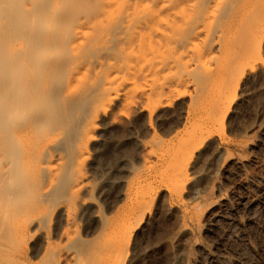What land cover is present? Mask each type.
<instances>
[{
    "label": "rangeland",
    "instance_id": "1",
    "mask_svg": "<svg viewBox=\"0 0 264 264\" xmlns=\"http://www.w3.org/2000/svg\"><path fill=\"white\" fill-rule=\"evenodd\" d=\"M64 1L63 11L74 5L71 11H79L78 21L86 22L93 39L73 40L67 52L42 41L60 55L47 62L42 83L57 105L59 121L51 118L49 125L61 122L53 147L61 160L38 157L59 173L57 188L42 204L63 207L53 220L62 227L52 247L77 240L82 249H93L85 250L93 253L90 264L111 258L106 262L114 264L121 240L129 251L119 259L130 253L127 264H264V0H190L181 5L189 23L179 16L177 23H185L172 33L185 38L184 47L173 43L154 51L141 46L134 27L156 13L173 16L178 8L168 9L171 0ZM41 2L22 0L21 6L35 10ZM200 19L198 36L193 27ZM78 21L59 24L68 34ZM147 32L143 28L141 36ZM14 39L29 41L24 34ZM25 66L20 75L38 74ZM39 159L32 199L51 185ZM34 224L27 264L41 263L44 254ZM80 255L85 264L86 254Z\"/></svg>",
    "mask_w": 264,
    "mask_h": 264
},
{
    "label": "bare ground",
    "instance_id": "2",
    "mask_svg": "<svg viewBox=\"0 0 264 264\" xmlns=\"http://www.w3.org/2000/svg\"><path fill=\"white\" fill-rule=\"evenodd\" d=\"M6 1L7 2H5L4 0L3 2V0H0V8H2L1 6L5 7L4 15H2L4 19L0 21V264H27L28 261H27V255H26V252H27L26 248L29 247L28 238L30 237L29 236L30 234H29L28 228L31 223L36 224L35 232L39 231L42 234L41 236H43L41 237L42 244L40 242L39 243L41 244L40 249L41 250L45 249V250L41 251L44 254L41 255L42 256V258L40 257L41 263L39 264H62L64 263L62 261L65 260V258L66 259L69 258L70 259L69 261L74 262V263L72 262L71 264H81L80 263L82 262V255H80L81 253H83V255L85 254L87 255V256L85 255L86 259L83 257L84 258L83 261L85 260V264L87 261H88L87 263L90 264L95 261V260L94 261L90 260L91 259L90 256L93 255V253L92 254L90 253L93 252V249L92 251L87 250L88 248L85 249L87 250V252L88 251L90 252L89 253L90 255L88 256V253L87 252L85 253V250L82 249V247L78 246L80 244L77 243L78 242L77 240L70 241V243H68L70 246L67 244L68 245V247L66 246L67 248L65 247V248L58 249V248L52 247V244L54 243L53 239L55 236L58 235L59 229H60L59 227L61 226V224L59 226V224L57 222L55 223L53 220H55L57 217L59 218L60 215L57 217H55V215L56 213L60 214L61 208L63 207L56 204L58 202H54L56 205H53L50 208H46V207L44 208L43 205H45L46 201L44 200V198L45 197L47 198L46 195L47 193H49L48 191L53 189V187L54 189L55 187L57 188L58 183L56 182V179L58 178L55 179L56 186H54L53 183H54V178L58 177L59 173L58 172L56 173L58 175L57 176L55 172L58 169L57 170L56 168L52 169V167L54 166L50 167L48 166L49 164L47 166L43 165L42 162H40L39 158L44 159L43 157L45 156L48 157V155L50 157L51 155V158L54 157L55 159L56 157V161L61 160L60 154L55 153V150H53V147L55 146V144H57L56 142L60 134V123L61 122L56 123L53 127L52 125H49L51 118L54 119L55 122L57 120L59 121L58 118H55L57 117V115H55L56 111L54 109L57 108L56 107L57 105L55 106V108L52 107L54 106L52 104H55L56 102L55 103L50 102L52 98L50 97V94L44 88V84L42 83L43 73L47 69V62H50L51 60L53 61L58 60L60 55H58V53H54V51L48 52V50H45V47L43 46L42 41L46 39L45 42L47 41V43L58 47V49L60 48L59 51L63 50L64 48L67 52V49H71V46L69 47V42L73 40H80L83 38L84 39L88 38L86 41L91 42V40L93 39L92 38L93 35H90L91 33H88L85 31V28H86L84 27V25L86 24L85 21H80V20L78 21L79 16H77V14L79 11L77 13L74 10L73 11L75 13L71 11L74 7L73 5L74 3H71V5H73L72 9L70 6L69 12L68 11L66 12V11H63L64 4L62 3H65V1L63 2V0L62 1L56 0L53 4H51L50 0H42V2L39 3L40 5H38L35 10H30V9L25 10L26 7L24 8L23 5L21 6L22 0H9V1L6 0ZM171 1L170 3L174 4ZM188 1L190 0L178 1V3L175 4L174 6H171L172 4H170L168 8L169 10L170 9L177 10V8L179 10L181 8L183 11H181V9L180 11L178 10L176 12L174 11L175 13L174 12H173L174 14L172 13L173 16L170 15L171 13L169 12V14L167 15L169 19L167 17H165L167 19H165L164 17H161L160 14L156 15L157 14L156 13L155 15L153 14L154 16L152 15L151 19H148L147 21L145 20L143 24L142 22H140L141 24H138L136 27H134L135 28L134 32L136 31V33H140L141 46L142 47L144 46L143 48L148 46L147 49L148 50L151 49V51H154L160 45L161 47L165 46L167 48L168 46L166 45L168 44H171L174 47H176L177 45L181 46L180 48L182 49L184 47V46L182 47L183 44L181 40L183 37L179 36L180 38L178 39V37L175 36L177 37V39L176 38L174 39L173 36L176 34H174L173 30L176 29L175 27L179 28V25L181 26V24L184 22L182 20L187 19L185 16H183L184 19H182L183 17L181 16L184 10L186 9L185 7H187L186 4H188ZM19 5L23 7V9L20 8ZM181 5L182 6L184 5L185 7L182 8ZM184 13H186V10ZM169 16H172L173 19L170 18ZM22 17L26 19L24 21L23 20L20 21L19 19ZM178 17H179V20L182 19L181 24L177 23L179 21V20L177 21ZM205 18L207 19V17ZM205 18L203 19L204 21L206 20ZM66 19L68 20V23L63 22ZM60 21L64 25L73 23L74 21L75 22L78 21V27L71 24L72 29H70V33L68 32L69 34L68 35L66 34L65 27L61 25L62 23ZM55 22L56 24L57 22L58 24L61 23L59 24L60 26L57 29L55 28ZM200 23H201V19L199 23H197V25L193 27L195 28L196 34H198V36H199L200 31L203 29L200 27V25L203 26L204 22L201 24ZM162 24H163V27L161 26ZM172 26H174V29L172 28ZM60 27H62V29ZM128 28H130L129 25H128ZM143 28H146L148 31L145 36H141V31ZM169 28H170V31H169L170 33L167 34V31L169 30ZM132 29H131V32L133 31ZM187 29L188 28H186V30ZM189 29L192 30L191 26ZM195 31H192V33L193 32L195 33ZM23 34L28 36L29 41L26 43H22V44L20 42L17 43L14 37H16V35H23ZM151 34L153 36L157 34L158 38L156 37L157 39H155V36L153 38ZM169 34L170 35L172 34L171 37L168 36ZM188 34H189V31H188ZM181 35L184 36V34L182 33ZM90 36H91V40H89ZM133 36H135V33L133 34ZM146 36H148L149 38L147 39ZM151 36L153 39L151 38ZM159 37L161 39V42H160ZM183 39L185 40V38ZM157 40L160 42V44L158 45L156 44L158 43ZM186 41L184 42L186 43ZM162 42H164L163 43L164 45L162 44ZM73 48H75V46H73ZM75 54L76 53H72L74 57H75ZM95 62L101 63V60L97 59V61ZM25 65H28L30 67L34 66L36 69L38 68L37 73L39 75L38 74L35 76L34 75L27 76V74L25 75L24 74L25 72L23 71L25 70V67H27ZM19 67L24 68L22 70L24 72V73L22 72L23 75L22 74L20 75L19 70L22 68L19 69ZM27 69H29V67ZM52 101L54 100L52 99ZM43 143L50 145L49 148H46L48 146L45 147L44 145H42ZM41 145L44 146L45 148L41 147ZM55 148L57 147L55 146ZM38 159H39V162L41 163L39 164L40 166H38V168L40 167L41 170H46V172L48 171L50 173L49 174L47 172L51 177L50 178L51 185L49 183L50 185L49 189L47 188L46 191H44L43 193L38 194L37 192V194H35L33 191V194L38 195V196L34 198L35 196L31 194L32 196H34L33 197L34 199H32L28 192H30L31 190L30 188L33 185V183H35L36 185V182H37L35 179H33L35 180L34 182H31V179L33 178L35 174L36 175L39 174V173L38 174L34 173V175H32L33 170L35 171L36 169L34 166H37L36 164L38 163L37 161ZM43 163H44V160H43ZM42 175H43V172H42ZM46 176L47 174L45 175V177ZM43 187L44 186H42V190H44ZM74 192L72 194H74ZM27 194H29V198H31L30 199L31 201L26 199L25 196H28ZM24 197L28 201H25V199H23ZM43 201H44V204H43ZM81 208H84V207H81ZM24 214H26L25 216H27L28 214L27 223H23L20 220ZM125 226L128 227V225H125ZM129 238L126 239V242H129L127 241ZM71 242L72 243L74 242L76 244L73 245L74 244L73 243L71 245ZM120 242H121V245H118ZM120 242H118L117 244L115 242V244L117 245L116 246L114 244L116 246V249L114 248L115 246L112 248L113 249L112 254H114V249L116 250L115 255H114V264L116 263L115 262L116 260L117 261L120 260L118 262L119 264H125L127 262L128 255L126 253H128L129 250L127 251L124 249L126 247L125 246L126 244L123 245L124 247L122 246L123 240H121ZM79 249H81L82 251L80 252ZM120 252H122L123 254L124 252H126L124 256H121L122 260L119 259ZM38 253L40 252H37V254ZM129 257H130V253H129L128 258ZM94 258L96 259V257ZM112 259L113 258L106 259V260L113 261ZM106 260L105 261L102 260L104 262L101 261L102 262L101 264L103 263L107 264ZM98 261H97V264H98ZM82 264L84 263L82 262Z\"/></svg>",
    "mask_w": 264,
    "mask_h": 264
}]
</instances>
